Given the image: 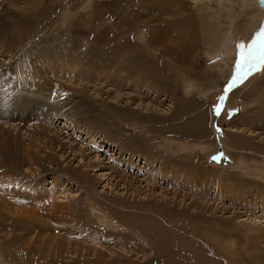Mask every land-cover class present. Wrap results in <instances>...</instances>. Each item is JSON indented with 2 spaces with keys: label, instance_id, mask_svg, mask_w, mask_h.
<instances>
[{
  "label": "rangeland",
  "instance_id": "374dc122",
  "mask_svg": "<svg viewBox=\"0 0 264 264\" xmlns=\"http://www.w3.org/2000/svg\"><path fill=\"white\" fill-rule=\"evenodd\" d=\"M251 215L255 0H0V264H264Z\"/></svg>",
  "mask_w": 264,
  "mask_h": 264
},
{
  "label": "crops",
  "instance_id": "0c3cea01",
  "mask_svg": "<svg viewBox=\"0 0 264 264\" xmlns=\"http://www.w3.org/2000/svg\"><path fill=\"white\" fill-rule=\"evenodd\" d=\"M226 138L229 140V144L226 146V154L230 156V162L237 170L247 171V160L245 158H250L249 156L256 154L254 152L255 148L250 147L253 144L252 136L248 134L239 136L238 131H229L226 134Z\"/></svg>",
  "mask_w": 264,
  "mask_h": 264
},
{
  "label": "bare ground",
  "instance_id": "6f19581e",
  "mask_svg": "<svg viewBox=\"0 0 264 264\" xmlns=\"http://www.w3.org/2000/svg\"><path fill=\"white\" fill-rule=\"evenodd\" d=\"M250 2V1H249ZM255 3H256V6H257V8H260L261 10H263L264 11V5L262 4V2L260 1V0H255ZM256 15V14H255ZM257 16H259V15H257ZM231 50V49H230ZM216 53H217V51H216ZM211 55V54H210ZM185 70V69H184ZM194 75V74H193ZM26 82V81H25ZM22 91V90H21ZM19 93H23V92H20V91H18ZM33 97V96H32ZM36 100H38L37 99V97H36ZM38 103V102H37ZM37 105V104H36ZM58 118V117H57ZM147 169V168H146ZM245 220H248L249 221V223H251V224H253V225H257V224H261L262 226L264 225V220H263V218H261V217H259V216H254V215H251V216H248V217H246V218H244ZM242 221V220H241Z\"/></svg>",
  "mask_w": 264,
  "mask_h": 264
},
{
  "label": "snow or ice",
  "instance_id": "6c2138e0",
  "mask_svg": "<svg viewBox=\"0 0 264 264\" xmlns=\"http://www.w3.org/2000/svg\"><path fill=\"white\" fill-rule=\"evenodd\" d=\"M221 99H223V97H221ZM217 114H219V109H217ZM222 157H223V153H219V154H217V155L212 156L211 159L213 160V162H217V161H219Z\"/></svg>",
  "mask_w": 264,
  "mask_h": 264
},
{
  "label": "water",
  "instance_id": "95a60500",
  "mask_svg": "<svg viewBox=\"0 0 264 264\" xmlns=\"http://www.w3.org/2000/svg\"><path fill=\"white\" fill-rule=\"evenodd\" d=\"M262 2V4L264 5V0H260Z\"/></svg>",
  "mask_w": 264,
  "mask_h": 264
}]
</instances>
